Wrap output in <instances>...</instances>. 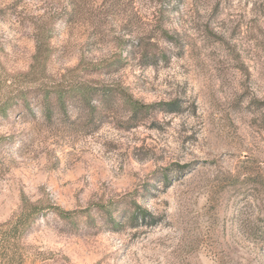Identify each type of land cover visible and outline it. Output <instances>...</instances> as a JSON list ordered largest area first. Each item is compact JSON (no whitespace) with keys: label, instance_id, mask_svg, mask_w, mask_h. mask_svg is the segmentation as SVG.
I'll use <instances>...</instances> for the list:
<instances>
[{"label":"rangeland","instance_id":"374dc122","mask_svg":"<svg viewBox=\"0 0 264 264\" xmlns=\"http://www.w3.org/2000/svg\"><path fill=\"white\" fill-rule=\"evenodd\" d=\"M89 83L178 107L133 124L117 98L79 109ZM8 97L0 223L25 197L79 210L39 216L26 264H264V0H0Z\"/></svg>","mask_w":264,"mask_h":264},{"label":"trees","instance_id":"16d2710c","mask_svg":"<svg viewBox=\"0 0 264 264\" xmlns=\"http://www.w3.org/2000/svg\"><path fill=\"white\" fill-rule=\"evenodd\" d=\"M42 33V32H41ZM47 44L43 39H37V47L35 53V61L42 63L46 61L44 56L47 53ZM44 58L41 59L40 58ZM78 93L76 90L68 91L66 86L59 88L41 87L39 92L41 95L40 102L45 110V116L51 118L54 112V106L66 110V107L70 103H75L73 98H76L74 94L77 93V107L79 109L92 108L98 109L104 107L112 99H118L124 106L130 108L131 115L130 120L133 124H137L142 118L139 115H143L149 112L150 109L156 107H166L170 111H174L178 107V101L171 102H158V103H144L132 95L126 88L119 85H103V84H87L81 88L78 87ZM28 89L20 90V96L26 99ZM80 92V93H79ZM53 93L55 96L53 98ZM11 106V99H0V113L6 114ZM143 117V116H142ZM4 137H0V142ZM105 207V206H104ZM137 218L145 219L148 211L137 205ZM53 210L54 213L63 217H73L79 210H65L61 206L50 203L40 204L38 202H31L26 197L23 198L19 211L13 215L7 221L0 223V264H26L27 254H25V247L22 243V238L29 232L33 224L43 214L45 210ZM91 207L82 209V211H89Z\"/></svg>","mask_w":264,"mask_h":264}]
</instances>
